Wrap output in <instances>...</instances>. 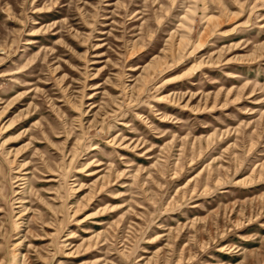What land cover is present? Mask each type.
Returning <instances> with one entry per match:
<instances>
[{
	"label": "rangeland",
	"instance_id": "obj_1",
	"mask_svg": "<svg viewBox=\"0 0 264 264\" xmlns=\"http://www.w3.org/2000/svg\"><path fill=\"white\" fill-rule=\"evenodd\" d=\"M0 264H264V0H0Z\"/></svg>",
	"mask_w": 264,
	"mask_h": 264
}]
</instances>
